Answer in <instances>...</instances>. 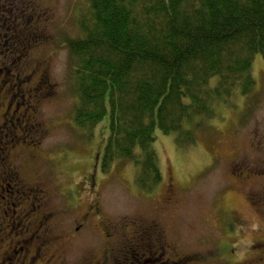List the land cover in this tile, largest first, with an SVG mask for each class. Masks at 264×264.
<instances>
[{
  "label": "rangeland",
  "instance_id": "374dc122",
  "mask_svg": "<svg viewBox=\"0 0 264 264\" xmlns=\"http://www.w3.org/2000/svg\"><path fill=\"white\" fill-rule=\"evenodd\" d=\"M15 2L36 26L31 34L24 22L13 29L24 55L5 61L18 70L20 90L4 118L15 79L0 90V126L17 147L0 153V177L12 186L3 193L5 223L23 221L18 238L51 234L52 264H264L262 55L252 57L255 89L220 103L193 143L179 147L174 133L156 129L160 180L141 187L130 159L103 164L106 118L88 127L74 119V60L53 41L81 34L89 0Z\"/></svg>",
  "mask_w": 264,
  "mask_h": 264
},
{
  "label": "trees",
  "instance_id": "16d2710c",
  "mask_svg": "<svg viewBox=\"0 0 264 264\" xmlns=\"http://www.w3.org/2000/svg\"><path fill=\"white\" fill-rule=\"evenodd\" d=\"M81 12V34L64 41L74 60V119L88 127L106 118L103 164L130 159L141 187L160 180L157 128L186 147L220 103L256 87L264 0H89Z\"/></svg>",
  "mask_w": 264,
  "mask_h": 264
},
{
  "label": "flooded vegetation",
  "instance_id": "af4514ba",
  "mask_svg": "<svg viewBox=\"0 0 264 264\" xmlns=\"http://www.w3.org/2000/svg\"><path fill=\"white\" fill-rule=\"evenodd\" d=\"M33 15H34L33 13H28L25 7L24 9H19L15 0H0V90L3 88L6 82L10 81V79H15L14 84H16V87L14 88H13V84H11L10 86L13 94L9 95L10 103L8 104V108H7L8 111L4 112L3 118L10 111L9 106L15 96L16 91L20 90L18 84V80L20 79L17 73L18 70L15 71L12 70V67L9 68L8 67L9 65L5 64V61H9L10 64L12 63L15 64V62L17 60H20L21 56L24 55L18 52L14 47L16 43L15 40H18V35L13 31V29L16 26H19L22 22H24L26 23L25 24L26 30L31 34V31L33 32L36 29V26L32 24V22L30 21ZM29 40L30 39H23L21 40V42L24 45H28ZM64 41L65 40L58 38L57 40L53 41V43L57 46L62 47L65 44ZM0 98H2V96H0ZM19 103L20 102L18 101L16 102L15 109L12 111L13 114L16 111L17 107L19 106ZM18 118L21 119V116H19ZM4 135L5 134L3 133V126L1 125L0 153L6 151V148L7 149H10L11 147L12 149L17 148L13 144H11L14 140L12 138L9 139L8 136H4ZM22 152L23 151H21V153ZM24 160L26 162L28 161L27 159ZM24 170L28 171L27 167ZM25 177L27 178L29 176H25ZM9 180L10 179L7 180L5 177L4 178L0 177V264H20V262L21 264H35L37 261L40 264H52L53 255L50 254L49 252L48 253L46 252V248L48 246H51L50 245L51 234L45 236L44 232H42V235H40L35 233V230L32 229V232L25 236H23L21 232L20 238H18L20 227L22 228V226H24L23 221L21 219L19 220L18 218L17 220L9 219L7 223H5L6 220L5 217L7 215L6 209L9 207L3 204V202H5L6 200L3 193L4 192L11 193L10 189L12 186L10 184L11 181ZM14 181L16 180L13 177L12 178L13 189L17 190L16 183ZM93 184L94 182L92 180L90 185H92L93 187ZM89 206L90 207H88V209L92 207V205ZM24 212H26V210L25 208H22L20 213L22 215H25L26 213ZM14 213H16L15 208L12 210L13 218L15 215ZM1 218L3 219L1 220ZM16 228L19 229H17V234L14 235L13 233H15ZM34 242H35L34 247H32L31 245ZM21 252L23 255L20 256V261H19V254Z\"/></svg>",
  "mask_w": 264,
  "mask_h": 264
}]
</instances>
